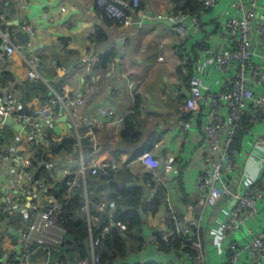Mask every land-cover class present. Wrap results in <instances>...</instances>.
<instances>
[{"label": "built area", "instance_id": "1", "mask_svg": "<svg viewBox=\"0 0 264 264\" xmlns=\"http://www.w3.org/2000/svg\"><path fill=\"white\" fill-rule=\"evenodd\" d=\"M201 2L202 8L195 13L176 11L174 6L172 10L157 14L143 13L141 18L136 20L134 16L140 10L141 0H98L100 5H104V10L99 13L100 18H113L115 24L124 29L114 45L106 50L115 49V55L105 71L106 77L116 78L112 89L115 92L122 89L119 85L120 78L127 81L129 88L135 83V77L126 68L127 41L133 35L131 28L134 23H163L176 36L174 51L178 56L180 81L184 83L182 88L187 92L183 95L180 90H174L175 95L181 97L180 107L189 114L188 119L182 122L183 130L188 132L191 125L202 116L204 153L202 169L195 183L201 194L199 216L188 224L177 211L172 210L169 214L175 230L185 237L186 242L191 240L190 236H197L190 245L191 249L196 250V254L183 249L169 252L159 250L157 233L161 234V239L167 240L168 228L156 229L150 232L147 240L160 253L165 254V258L161 262L158 261L161 264H206L199 236L200 226L207 210L223 195L231 192L230 182L236 172L240 151L239 145L235 143L237 131L244 127L246 121L250 127L260 120L264 123V0ZM0 19H6V14H0ZM23 29L29 34L33 33L27 24L23 25ZM0 44L9 56L15 52L22 53L28 65V78H42V64L39 58L28 50L32 45L30 39L15 43L12 33L0 26ZM93 50L90 54L93 59H90L91 62L86 58L82 60V63H87L88 66L93 62L90 68L95 67V57L100 56L98 52L93 53ZM67 71L68 67L62 64L60 72L65 75ZM88 79L97 82L98 74L95 68L89 72ZM86 105L85 96L55 93L42 104L26 109L15 89L0 88V176H6L4 181H0V235L10 226V219L16 214H22L25 223L23 229H17L18 241L9 244L6 256L0 257V264H10L12 254L17 260L29 261L34 255L31 246L57 248L64 241L67 229L54 218L61 201L47 192L43 178L35 176L33 161L39 151L52 157L68 156V162L72 164L60 165L55 163L54 159L50 162L53 178L57 182L66 180L65 183L71 187L84 188L85 203L78 213L86 216L90 228L101 220L108 201L89 197L86 190V174L117 171L123 167L97 156L101 148L97 134L100 118L84 112ZM63 113L70 119L75 142L72 151L55 152L53 144L56 139L50 137L48 130L53 128ZM112 113L107 108L100 110L101 115L112 117ZM7 118H14L21 124V129L28 133L24 141L29 145V153L18 147H6L4 126L8 125ZM124 119L125 117L115 118L114 122L121 127ZM188 137L185 136V141H188ZM84 141L89 143L87 155L84 153ZM259 142H264V137H259L257 143ZM75 153H79V156L73 158ZM139 159L150 168L153 173L152 180H162L157 174L159 169L166 176V180L170 175L180 173L178 162L171 157L160 159L150 150H146L139 154ZM257 166L258 171L253 183L249 187H239L231 192L234 203L218 224L219 245L243 228L248 234L244 240L234 238L229 242V253L224 264L264 262V223L249 224L259 210L260 201L264 199V161ZM57 170L63 174L62 178L56 175ZM67 176L71 177L67 179ZM7 194H10L8 199L2 201L1 198ZM44 199L45 204L42 202ZM113 209L114 204L109 216H112ZM115 223L122 231L126 230V222L118 220ZM108 231L109 225H105L101 235ZM184 245L187 246L186 243ZM90 260L91 264H97L99 261L92 237ZM126 260L132 264L145 262L131 252ZM122 263L120 260L117 264ZM76 264H89V258L79 259ZM105 264L111 262L107 261Z\"/></svg>", "mask_w": 264, "mask_h": 264}, {"label": "crops", "instance_id": "2", "mask_svg": "<svg viewBox=\"0 0 264 264\" xmlns=\"http://www.w3.org/2000/svg\"><path fill=\"white\" fill-rule=\"evenodd\" d=\"M99 5L98 0H0V14H6V19H0V26L12 33L15 43L20 41L21 35H27L32 41L28 50L39 58L44 70L42 78L30 79L27 76L28 65L22 53L15 52L9 56L4 49H0V88L15 89L26 109L42 104L55 93L86 97L84 112L100 118L97 134L101 148L97 156L122 166V170H113L117 174L128 171L131 174L130 184L143 187L144 202L159 197L155 212L150 209L142 212L143 234L147 240L151 231L168 228V217L172 210L177 211L188 224L199 216L201 194L195 183L202 169L204 153L202 116L191 125L188 132L183 130L182 122L188 119L189 114L180 107L181 97L176 96L174 90H180L183 95L187 92L182 88L184 83L180 81L178 56L174 51L176 36L163 23H134L131 28L133 35L127 41L126 60L128 72L135 77L131 88L124 78H120L119 85L122 89L115 92L112 84L116 78L106 77L105 73H98L96 69L97 82L88 79L89 72L95 67L90 68L93 62L88 66L82 60L92 59L90 54L94 48L93 53H104L124 31L115 22L107 23L104 18H100ZM174 6L172 0H141L140 10L134 17L139 20L143 13L157 14L172 10ZM24 24L32 28V34L23 29ZM100 27L107 31L108 39L95 44L90 37ZM57 58L68 67L65 75L60 72ZM99 58L95 57V61ZM137 96L140 98L138 104ZM102 108L111 110L113 116L101 115ZM134 113L140 136L135 141H129L121 136L122 126H117L114 119ZM53 130L59 135L72 133L70 119L65 113L54 123ZM27 135L26 130L17 129L11 124L4 126V141L8 149L18 147L29 153V145L24 141ZM186 135L189 136L188 141H185ZM259 137H264L262 120L253 123L239 139L240 151L236 172L230 182L231 192L253 183L258 171L257 165L264 161V142L257 143ZM83 144L86 145L84 153L87 155L89 143L84 141ZM146 150H150L157 158L171 157L176 160L180 173L170 175L166 180L159 169L157 174L162 180H152L150 168L139 159V154ZM76 156L79 153H75L73 158ZM53 159L60 165L72 164L68 162L66 155L54 156ZM56 175L62 178L63 174L57 170ZM110 190L109 185L103 183L98 198L108 201ZM231 192L223 195L202 218L199 236L206 264H224L229 253V242L234 238L244 240L248 237L244 228L222 244L217 243L218 224L234 203ZM9 195L1 198L2 201L7 200ZM42 202L45 204L46 200ZM262 223L264 199L260 201L258 213L249 224ZM9 229L12 230L13 239L18 241L17 230L12 226ZM11 240L12 238H7L6 242ZM0 253V257H4L7 251L0 249ZM131 254L145 261L161 262L165 258V254L160 253L149 241L145 249ZM78 260L72 252H65L63 255L48 252L29 261L16 260L11 264H76Z\"/></svg>", "mask_w": 264, "mask_h": 264}, {"label": "trees", "instance_id": "3", "mask_svg": "<svg viewBox=\"0 0 264 264\" xmlns=\"http://www.w3.org/2000/svg\"><path fill=\"white\" fill-rule=\"evenodd\" d=\"M175 3L176 11H185L190 13L198 12L202 8L201 0H172ZM99 11L104 10V5H99ZM104 20L107 23H113V18L105 16ZM20 41L25 42L29 39L26 35L20 36ZM91 40L95 44H99L108 39V33L102 27L98 28L92 35ZM115 55V49H109L108 51L100 54L99 60L95 62V69L98 73L104 74L110 60ZM58 66L63 63L57 58ZM49 98V97H48ZM47 98V99H48ZM45 99V100H47ZM140 98L136 97V103L138 104ZM250 127L249 122H244V127L239 129L236 134V145L239 142L242 134ZM50 137L56 141L53 144V150L55 152L60 151H72L73 144L75 142V133L72 132L66 135L56 134L53 128L48 130ZM120 134L123 138L129 141H135L139 139V124L136 113L128 114L125 116L123 125L121 127ZM87 144V142H86ZM83 146H86L83 144ZM53 161V157L49 156L43 151H39L35 154V160L33 166L35 167L36 177L43 178L47 185V192L58 197L61 201V206L55 213L54 218L64 225L67 229L64 241L57 248H42L31 246L34 250V255L40 254H64L65 252L74 253L77 258H89L91 254V237L93 239V246L96 253L99 255V261L97 264H105L107 261L111 264L118 263L120 260L122 264H132L127 261L128 254L139 253L148 246V241L143 234V217L142 212L150 209L155 212L158 209L159 197H155L152 201H143L142 196L144 193L143 187L130 184L131 174L128 171H121L119 174L113 170H107L106 172L100 171L97 174H86V190L89 197L97 199L100 194V190L103 183H106L110 187V194L108 195V202L101 220L92 228L89 227V222L85 215L79 214V208L85 203V190L83 187H71L65 182H57L53 178V169L49 166ZM71 176H67L69 179ZM93 194V195H92ZM114 204L113 214L109 216V211ZM112 204V205H111ZM121 220L127 223L126 230H121L116 225V221ZM10 226L13 229H23L25 226L22 220L21 214H16L11 217ZM105 225H109V231L104 235H101V230ZM161 233L165 231H160ZM168 233L167 240L161 239V234L158 232V249L164 252L171 250H189L192 254H196L195 249H191L190 245L196 235L190 236L191 240L186 242L185 237L177 232L174 227V222L171 217H168ZM7 238H12L10 242H6ZM185 239V240H184ZM12 232L7 227L5 231L0 235V249L8 251V246L11 243H15ZM187 244L184 245V244ZM183 245V246H182ZM1 255V253H0ZM14 254L10 257V264L16 261ZM140 264V263H136ZM141 264H161L156 260H148Z\"/></svg>", "mask_w": 264, "mask_h": 264}, {"label": "water", "instance_id": "4", "mask_svg": "<svg viewBox=\"0 0 264 264\" xmlns=\"http://www.w3.org/2000/svg\"><path fill=\"white\" fill-rule=\"evenodd\" d=\"M0 49H3V47L0 46ZM6 122H7L8 124L13 125V126H14L15 128H17V129L21 128V124L18 123V122H16V121L14 120V118H7V119H6ZM5 179H6V176H0V181H4ZM11 231H12V230H11Z\"/></svg>", "mask_w": 264, "mask_h": 264}, {"label": "bare ground", "instance_id": "5", "mask_svg": "<svg viewBox=\"0 0 264 264\" xmlns=\"http://www.w3.org/2000/svg\"><path fill=\"white\" fill-rule=\"evenodd\" d=\"M15 18V17H14ZM62 40V39H61ZM63 42V41H62ZM64 44H66L65 42H63ZM132 153V152H131ZM164 216V215H163ZM158 218V217H157Z\"/></svg>", "mask_w": 264, "mask_h": 264}, {"label": "rangeland", "instance_id": "6", "mask_svg": "<svg viewBox=\"0 0 264 264\" xmlns=\"http://www.w3.org/2000/svg\"><path fill=\"white\" fill-rule=\"evenodd\" d=\"M257 213H258V212H257ZM251 220H252V219H251ZM238 230H239V229H238ZM241 230H244V228H243V229H241ZM241 230H240V231H241ZM240 231H238V232H240Z\"/></svg>", "mask_w": 264, "mask_h": 264}]
</instances>
